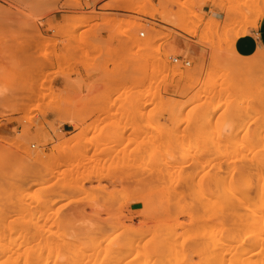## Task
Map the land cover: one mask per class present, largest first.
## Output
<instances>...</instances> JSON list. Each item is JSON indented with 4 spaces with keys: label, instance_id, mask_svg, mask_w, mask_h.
Segmentation results:
<instances>
[{
    "label": "rangeland",
    "instance_id": "1",
    "mask_svg": "<svg viewBox=\"0 0 264 264\" xmlns=\"http://www.w3.org/2000/svg\"><path fill=\"white\" fill-rule=\"evenodd\" d=\"M62 1L0 0L2 48L63 37L0 55V264H200L209 227L264 212V52L233 49L264 0H65L82 15L42 23Z\"/></svg>",
    "mask_w": 264,
    "mask_h": 264
},
{
    "label": "bare ground",
    "instance_id": "2",
    "mask_svg": "<svg viewBox=\"0 0 264 264\" xmlns=\"http://www.w3.org/2000/svg\"><path fill=\"white\" fill-rule=\"evenodd\" d=\"M117 2V1H116ZM114 3H112L111 5H113ZM110 5V4H109ZM117 5V4H116ZM110 7V6H109ZM82 15V14H80ZM219 147V146H218ZM232 148V147H231ZM220 151V150H219ZM229 151V150H227ZM223 152V151H222ZM217 156L219 157V155L217 154ZM221 156H223L221 154ZM222 160V159H220ZM226 160V159H225ZM233 160V159H232ZM228 161V160H227ZM221 162V161H220ZM167 163V162H166ZM168 165V164H167ZM224 165L227 166V164L225 163ZM224 167V166H223ZM167 169V167H165ZM215 168V167H214ZM218 168V167H217ZM228 168V167H227ZM238 168V167H237ZM165 169V170H166ZM233 170V169H231ZM169 173V171H167ZM217 176V175H216ZM224 176H225V173H224ZM222 177V176H220ZM220 177L218 179H220ZM217 178V177H216ZM222 179H224L226 181V179L223 177ZM213 180V179H212ZM217 180V179H216ZM221 180V179H220ZM217 180V183H224V181H219ZM227 182V181H226ZM226 184V183H224ZM218 185V184H217ZM220 185V184H219ZM222 185V184H221ZM220 185V186H221ZM188 186V185H187ZM214 187V186H213ZM218 188H223L225 190L222 191L224 193H220L221 194V198H223L225 195H228V191L226 192V189L225 187H218ZM221 190V189H220ZM218 192H220L218 190ZM216 192V193H218ZM235 193V192H234ZM233 194V192H232ZM247 196V195H246ZM200 197V195H199ZM227 197V196H225ZM223 198L225 200L229 199L228 197L227 198ZM235 197V196H234ZM236 197H237V194H236ZM235 197V198H236ZM220 198V197H219ZM247 198V197H246ZM199 199H202L203 200V197L202 198H199ZM214 199V198H213ZM216 199V198H215ZM218 199V198H217ZM222 199V200H223ZM237 199V198H236ZM241 199V198H240ZM251 199V198H250ZM198 200V199H197ZM202 200H201V203H202ZM243 200V199H241ZM205 201H206V198H205ZM217 201V200H216ZM218 201L220 202V200L218 199ZM217 201V204L219 203ZM235 201V200H234ZM200 202V201H199ZM209 200H207V203L209 204ZM225 202V201H223ZM236 202V201H235ZM234 202V203H235ZM244 202V201H242ZM240 202V203H242ZM253 202V200H252ZM206 203V202H205ZM222 203V202H221ZM239 203V204H240ZM247 203V202H246ZM223 205H225L224 203H222ZM227 204V203H226ZM248 204V203H247ZM257 204V203H255ZM259 204V202H258ZM210 205V204H209ZM212 205V204H211ZM210 205V206H211ZM220 205V203H219ZM223 205H220V208L223 207ZM233 205V204H232ZM245 205V203H244ZM249 205V204H248ZM227 207V205H225ZM261 206V205H259ZM212 207V206H211ZM217 207L219 208V206L217 205ZM216 207V208H217ZM246 207V206H245ZM253 206H251L250 210L249 211V215H248V218L247 220L244 222V223H241L240 225H236L237 227L236 228H226L224 224H214L212 227H209V229L211 230V233H210V230H209V233L210 235L213 233V231H215L210 240L208 241V244H207V247H206V250H201V252L199 254L202 255V262L200 264H264V212H262V210L259 208V207H256L254 205V207L252 208ZM230 209V208H229ZM232 209V208H231ZM237 209V208H236ZM242 209V208H241ZM218 210V209H216ZM221 210V209H219ZM225 210V209H224ZM228 210V208H227ZM234 211V209H233ZM238 211H239V208H238ZM238 211L236 210L235 212L238 213ZM241 211V210H240ZM243 211V210H242ZM215 213V212H214ZM218 213V212H217ZM222 213V212H221ZM239 214V213H238ZM217 215V214H216ZM246 214H244L245 216ZM229 216V215H228ZM216 217V216H214ZM239 218V217H238ZM216 222V221H215ZM36 226H34L33 229H35ZM39 227V226H38ZM31 228V229H32ZM207 230V229H206ZM208 231V230H207ZM234 231V232H233ZM34 232V231H33ZM31 232V233H33ZM38 233H39V229H38ZM37 233V234H38ZM41 234V233H40ZM63 234V233H62ZM201 234V232H200ZM203 234V233H202ZM244 234V236H246L245 238H242V235ZM39 235V234H38ZM206 235V234H204ZM34 237V235H33ZM171 238V237H170ZM161 239V238H160ZM131 242V241H130ZM129 242V243H130ZM180 242H181V239H180ZM237 242V243H236ZM239 242V244H238ZM167 243H168V240H167ZM170 243L171 244H174L173 241L170 240ZM195 243V242H194ZM238 245H236V244ZM68 244V243H67ZM72 244V243H71ZM70 244V246H71ZM169 244V243H168ZM166 244V245H168ZM171 244H169L170 246H172ZM201 244V243H200ZM74 245V244H73ZM196 245V244H195ZM58 246V245H57ZM67 246V245H66ZM130 247L133 246V242L131 243V245H129ZM161 246V245H160ZM129 247V248H130ZM174 250L176 252V249H175V244H174ZM172 247V248H173ZM59 248V247H58ZM178 248V247H176ZM188 248V247H187ZM132 249V247H131ZM136 249V248H134ZM259 251H258V250ZM133 250V249H132ZM162 250V249H161ZM173 250V252H174ZM94 251V250H93ZM98 251V250H97ZM95 251V253L97 252ZM134 251V250H133ZM132 251V252H133ZM178 251V249H177ZM234 251V252H233ZM91 252V251H90ZM123 252V251H122ZM130 253H132L130 250L128 251ZM127 252V253H128ZM140 252V250H139ZM138 252V253H139ZM157 252V251H156ZM180 252V251H179ZM182 252V251H181ZM60 253V251L58 252ZM92 253V252H91ZM99 253V252H98ZM125 253V252H124ZM88 254V253H87ZM141 254V253H139ZM152 254V253H151ZM157 254V253H156ZM176 254V253H175ZM89 255V254H88ZM92 255V254H91ZM118 254H116L117 256ZM126 255V253H125ZM124 255V257H125ZM197 255V254H196ZM262 255V256H261ZM80 256V255H79ZM115 256V255H114ZM119 256V255H118ZM123 256V255H122ZM181 256V254H180ZM37 257H42L41 255L37 256ZM90 257V256H88ZM99 257V256H98ZM120 257V256H119ZM118 257V258H119ZM141 257V256H140ZM144 257V256H143ZM145 257L147 258L148 256H146L145 254ZM72 258V257H71ZM80 258V257H79ZM78 258V259H79ZM94 260H95V257H93ZM100 258V257H99ZM127 258V255L125 257V259ZM151 258V257H149ZM147 258V259H149ZM166 258V257H165ZM169 258V257H168ZM174 258H178V255ZM182 258V257H181ZM41 259V258H40ZM70 259V258H69ZM77 259V260H78ZM84 259V257H83ZM82 257L80 260H82ZM138 259H141V258H138ZM137 259V260H138ZM170 259V258H169ZM179 259V258H178ZM66 260V259H65ZM86 259H84L85 261ZM92 260V261H94ZM154 261H156V259H153ZM152 260V261H153ZM160 261H157V262H161V264L163 263V259H159ZM171 260V259H170ZM21 261V260H20ZM23 261V260H22ZM21 261V262H22ZM79 261V260H78ZM77 261V263H78ZM81 261V262H82ZM97 261H99L97 259ZM165 261V259H164ZM169 261V260H168ZM172 261V260H171ZM70 262V261H69ZM80 262V261H79ZM122 262V261H121ZM139 262H141V260H139ZM144 263V260L142 261ZM149 260H148V263L145 262L144 264H149ZM35 263V262H34ZM40 263V262H39ZM107 263V262H106ZM115 263V262H114ZM130 263V262H129ZM137 264H142V263H138L136 262ZM154 263V262H153ZM152 262L150 264H153ZM159 263H154V264H159ZM165 263V262H164ZM169 263H171L169 261ZM72 264V263H71ZM73 264H76V262ZM98 264V263H97ZM116 264V263H115ZM119 264V262L117 263ZM131 264H135L133 261ZM168 264V263H166ZM178 264V262L176 263ZM184 264H194V263H191V261L189 262L188 258L185 256L184 258Z\"/></svg>",
    "mask_w": 264,
    "mask_h": 264
},
{
    "label": "crops",
    "instance_id": "3",
    "mask_svg": "<svg viewBox=\"0 0 264 264\" xmlns=\"http://www.w3.org/2000/svg\"><path fill=\"white\" fill-rule=\"evenodd\" d=\"M114 0H97V9L101 11L100 9L104 6L108 7V4L113 2ZM55 5L56 2H53ZM65 4V0L62 2H58L57 8L58 12L53 13L50 17L45 18L42 20V23H48L49 21L52 22L53 25H60L63 24L66 20H70L73 17L79 16L81 13V10L78 8H71V9H63V5ZM117 6H112L108 7L109 9L115 8ZM109 14L112 15H123L119 14L117 12L111 11L108 12ZM15 34L17 36H24L28 37L33 35V31L31 30H20L16 29ZM35 35H36V42L34 46H31L30 48L28 46H23V45H18V44H12L9 49L7 48H2L0 45V55H12L14 54L16 60H22L25 57V54L27 53H32L35 54L37 57V64L40 63V48H43V38L47 36H53L55 37L58 41L63 40L62 35L58 32L57 30H52L50 31L48 27H38L35 29ZM41 35V38H40ZM102 39L106 42L109 41L110 33L108 31H105L101 34ZM109 42L105 44V47L107 48L109 46ZM233 49L235 52L243 57V58H250L255 56L257 53L260 51L264 52V18L261 20L258 29L256 30H250L245 36H242L238 38L234 45ZM56 50L58 52H63L64 51V46L62 44H59L56 47ZM81 76L84 80L89 81L91 80L86 71L82 68H80ZM73 78H77L74 76ZM58 84H62L63 80H57ZM16 126H12L11 129L15 128Z\"/></svg>",
    "mask_w": 264,
    "mask_h": 264
},
{
    "label": "built area",
    "instance_id": "4",
    "mask_svg": "<svg viewBox=\"0 0 264 264\" xmlns=\"http://www.w3.org/2000/svg\"><path fill=\"white\" fill-rule=\"evenodd\" d=\"M85 2L87 4H92L93 3V0H85ZM139 37L140 38H145L146 37V33H144V32L140 33ZM179 61H180L179 58L173 59V62L174 63H178ZM190 65H191L190 62H185V66H190Z\"/></svg>",
    "mask_w": 264,
    "mask_h": 264
}]
</instances>
